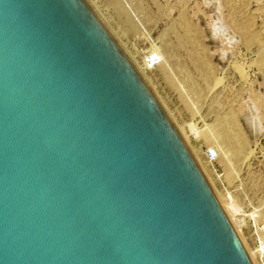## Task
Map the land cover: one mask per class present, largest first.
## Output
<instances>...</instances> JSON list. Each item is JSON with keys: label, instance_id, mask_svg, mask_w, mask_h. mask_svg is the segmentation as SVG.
I'll list each match as a JSON object with an SVG mask.
<instances>
[{"label": "water", "instance_id": "95a60500", "mask_svg": "<svg viewBox=\"0 0 264 264\" xmlns=\"http://www.w3.org/2000/svg\"><path fill=\"white\" fill-rule=\"evenodd\" d=\"M0 264H253L87 0H0Z\"/></svg>", "mask_w": 264, "mask_h": 264}, {"label": "rangeland", "instance_id": "374dc122", "mask_svg": "<svg viewBox=\"0 0 264 264\" xmlns=\"http://www.w3.org/2000/svg\"><path fill=\"white\" fill-rule=\"evenodd\" d=\"M87 1L142 70L160 53L148 87L264 264V0Z\"/></svg>", "mask_w": 264, "mask_h": 264}, {"label": "bare ground", "instance_id": "6f19581e", "mask_svg": "<svg viewBox=\"0 0 264 264\" xmlns=\"http://www.w3.org/2000/svg\"><path fill=\"white\" fill-rule=\"evenodd\" d=\"M92 7H94V6H92ZM94 10H95V8H94ZM97 12V11H96ZM98 14V13H97ZM100 16V15H99ZM103 16V15H102ZM103 20V19H102ZM106 22V21H105ZM104 22V23H105ZM108 23V22H107ZM106 24V23H105ZM109 25V24H108ZM108 27V26H107ZM110 27V26H109ZM115 35V34H114ZM117 35V34H116ZM117 38V37H116ZM120 38H121V36H120ZM120 38H117V40L118 39H120ZM119 42V41H118ZM120 42H122V41H120ZM122 44H124V43H122ZM124 46V45H123ZM131 55V54H130ZM129 55V56H130ZM131 58H130V60H131V62H132V64H133V66L135 67V69L137 70V72L140 74V76L142 77V79L145 81V83L149 86V83H147V76H145V72L143 71L144 69L146 70V68H145V64H144V62H143V67H144V69L142 70V67H141V65H139V63H138V61L135 59V57L134 56H130ZM147 71V70H146ZM154 88V87H153ZM165 104V103H164ZM167 109V108H166ZM167 112V111H166ZM176 125V124H175ZM180 128V127H179ZM180 133V135H181V137L183 138V140L184 141H188L187 140V136H185V133L182 131V133L181 132H179ZM219 136H220V134H219ZM228 137V136H227ZM226 138V137H225ZM188 145V144H187ZM189 147V146H188ZM191 150V149H190ZM221 150V149H220ZM192 151V150H191ZM195 153V152H194ZM218 155V154H217ZM195 156V155H194ZM220 158V157H219ZM196 159V158H195ZM198 162H199V160H198ZM200 167H201V164H200ZM202 168V170L204 171V173L206 174V176L209 178V175L207 174V172L205 171V169L203 168V167H201ZM217 196H218V194H217ZM219 198V199H218ZM217 199L221 202V204H222V206L224 207V209H225V211H226V213L228 214V216H230L229 218H230V220L232 221V224H233V228H234V230H235V232L237 233V228H238V224L236 223V221H234L233 220V218H232V213L230 214V211H232L231 209H230V204H229V206L227 205V204H224V202L225 201H223L222 202V200H221V198L220 197H218ZM236 208V207H235ZM230 210V211H229ZM252 261V260H251ZM253 263V262H252Z\"/></svg>", "mask_w": 264, "mask_h": 264}, {"label": "built area", "instance_id": "2783aa9c", "mask_svg": "<svg viewBox=\"0 0 264 264\" xmlns=\"http://www.w3.org/2000/svg\"><path fill=\"white\" fill-rule=\"evenodd\" d=\"M161 62V55L160 53L153 51L147 55L145 58V68L148 71L155 70ZM209 160H215L217 158V151L216 150H210L209 154L207 156Z\"/></svg>", "mask_w": 264, "mask_h": 264}]
</instances>
